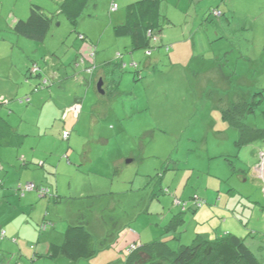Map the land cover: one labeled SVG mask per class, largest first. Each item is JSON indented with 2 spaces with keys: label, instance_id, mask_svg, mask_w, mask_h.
<instances>
[{
  "label": "rangeland",
  "instance_id": "374dc122",
  "mask_svg": "<svg viewBox=\"0 0 264 264\" xmlns=\"http://www.w3.org/2000/svg\"><path fill=\"white\" fill-rule=\"evenodd\" d=\"M65 1L0 0V89L9 106L1 112L31 130L28 143L48 149L52 200L40 198L35 222L49 220L60 238L84 216L97 254L36 259L25 230L18 242L0 234L10 241L0 264H123L134 243L164 239L178 249L196 234L226 232L249 237L256 250L264 190L249 171L264 141L240 144L223 112L239 96L256 100L243 121L264 129V0H163V29L148 50H133L114 30L138 0H86L75 23L61 12ZM32 3L54 15L44 41L13 30ZM35 65L41 77L27 74Z\"/></svg>",
  "mask_w": 264,
  "mask_h": 264
},
{
  "label": "trees",
  "instance_id": "16d2710c",
  "mask_svg": "<svg viewBox=\"0 0 264 264\" xmlns=\"http://www.w3.org/2000/svg\"><path fill=\"white\" fill-rule=\"evenodd\" d=\"M67 1L64 2L61 12H66L75 23L78 21L86 0H71V5H67ZM114 4L116 3L111 5V10L118 8L116 4L117 8L113 9ZM161 4L162 0H138L129 3L126 21L115 26V33L119 36H129L133 50L142 48L148 50L156 47L153 41L158 40L163 29ZM53 21L52 13L47 12L41 5L32 3L28 17L17 19L13 30L27 38L44 41L52 28ZM82 35L83 38L86 37V35ZM96 51L89 58H95ZM147 52H151V50ZM91 59L85 69L93 76L97 67L95 64H91ZM84 60L85 64L86 59L84 58ZM107 64L109 65L111 62ZM32 68L30 67L28 71L30 75L33 73L37 77L43 75L41 68L38 67L35 72L32 71ZM103 80L105 86L106 79ZM46 82L48 84L49 80ZM108 85L111 86L112 83ZM105 93H107L106 89ZM252 101L244 96H239L223 112V117L240 130L241 137L238 141L240 144H249L264 138V129L253 128L243 121V117L254 109L256 100ZM0 128H2L0 136L3 135V141L15 146L22 144L24 135L18 133L15 127L3 120L1 116ZM35 189L41 196L48 195L50 192L49 187L40 186L37 188L36 186ZM41 189H44L45 192L42 193ZM199 205L202 203L200 202ZM84 218V216H80L75 223L69 224L63 232L62 243H51L48 252L42 256L51 259L64 256L73 261L90 259L95 256L97 254L96 239L88 230L87 221ZM171 227L169 225L166 230H171ZM246 238V236L242 237L233 232H226L215 238L196 234L190 243L181 244L178 249L172 248L169 241L164 239L142 242L141 244L134 243L123 264H263L247 244Z\"/></svg>",
  "mask_w": 264,
  "mask_h": 264
},
{
  "label": "crops",
  "instance_id": "0c3cea01",
  "mask_svg": "<svg viewBox=\"0 0 264 264\" xmlns=\"http://www.w3.org/2000/svg\"><path fill=\"white\" fill-rule=\"evenodd\" d=\"M47 68L48 66L46 69ZM51 71H53V69H50V72ZM27 74H29V72ZM49 77H54L53 79L57 78L53 73H51ZM100 78L105 79L104 76H101ZM55 81L52 80V83H55ZM30 101V98L29 100H26L27 103ZM0 102V116L2 119L12 124L18 133L24 135L23 142L20 146H15L7 141H3V135L0 136V234L5 231V237L6 235H10L14 237V240H17V242L21 237H26L25 235H27L28 238L26 237V242H30V244L35 243L34 250L36 259L44 258L45 256L42 255H45L48 252L51 243H62L63 233H61L60 238H57V236L53 235L49 229V226L52 224L48 223L49 220L44 219L41 222L36 223V220L33 218L34 215L32 212L38 209L41 202L40 198L48 197L50 198L48 199L49 202H51L52 194L50 188L48 195L41 196L37 189H25V184L27 182H33L38 188L40 186L47 187V184L50 183L48 177L50 172L46 166L47 163L45 162V160H47L45 155L47 154L48 149L40 148V145L35 141L28 143L30 140L29 137L34 136V134L29 132L31 130H26V132H24L21 129H18L17 125L8 121L4 112H1L2 109L9 108V106H7L3 88L0 89ZM21 102H25V100H22ZM78 102L79 101L74 102L69 109H72L74 106H79ZM1 107L3 108L1 109ZM40 130L41 129H36L35 131ZM260 140L264 141V138H261ZM27 143L28 145H26ZM262 147L264 149V144ZM263 149L258 153V158L260 159L255 162L257 163V166L254 169H251L252 171L250 170L249 174L253 181L257 182L258 187L264 190V168H258L259 165L263 166L262 164H264ZM241 176L244 177V175ZM249 178L250 177L248 176L247 179ZM30 209H32L31 212ZM2 217L4 218V224L1 221ZM69 224H72V222H69ZM25 230H29L30 233L24 235ZM5 237L1 236L0 238L3 241V243H0V251L2 252H5V249L7 248L5 247V243L10 242L9 240H6ZM246 242L258 258L261 255L264 259V243L260 241V244L257 245L258 250H254L253 246L249 244V237L246 238ZM32 245L33 244H31V248ZM23 246L27 247V244L24 243ZM23 246L20 247L21 251H23Z\"/></svg>",
  "mask_w": 264,
  "mask_h": 264
},
{
  "label": "built area",
  "instance_id": "2783aa9c",
  "mask_svg": "<svg viewBox=\"0 0 264 264\" xmlns=\"http://www.w3.org/2000/svg\"><path fill=\"white\" fill-rule=\"evenodd\" d=\"M116 8H117V5L114 4V5H113V9H116ZM37 69H38V67L35 65V66H33L32 71L35 72ZM27 100H29V98H27ZM66 134H67V133H65V136H66ZM35 188H36V185H35V183H33V182H27L26 185H25V189H29V190H31V189H35ZM43 190H44V189H41L42 193L45 192V191H43ZM43 195H44V194H43ZM2 234H3V236H4L5 231H3Z\"/></svg>",
  "mask_w": 264,
  "mask_h": 264
},
{
  "label": "water",
  "instance_id": "95a60500",
  "mask_svg": "<svg viewBox=\"0 0 264 264\" xmlns=\"http://www.w3.org/2000/svg\"><path fill=\"white\" fill-rule=\"evenodd\" d=\"M103 86H104V80H103V78H100L99 81H98V83H97V89H98V91L101 94H105V89L103 88ZM258 168H262V166L259 165Z\"/></svg>",
  "mask_w": 264,
  "mask_h": 264
}]
</instances>
